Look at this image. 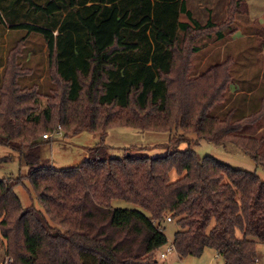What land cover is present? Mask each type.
I'll list each match as a JSON object with an SVG mask.
<instances>
[{
	"label": "trees",
	"instance_id": "1",
	"mask_svg": "<svg viewBox=\"0 0 264 264\" xmlns=\"http://www.w3.org/2000/svg\"><path fill=\"white\" fill-rule=\"evenodd\" d=\"M22 2L46 21L13 28L44 38L54 86L47 107L37 112V86L17 83L30 72L17 63L22 38L8 52L0 84V143L28 167L40 209L21 203L15 187L22 177L0 179V236L10 264H85V257L97 264H156L169 241L162 230L167 216L180 228L172 240L180 258L210 248L223 264H257V246L264 243V180L256 172L211 156L200 160L191 148L176 146L158 156L139 153L145 147L113 156L104 140L112 126L179 130L178 144L190 133L215 144L230 142L264 168V137L239 133L263 116L264 99L245 116L235 117L230 107L220 110L233 82L230 58L191 74L196 39L216 30L222 38L236 14L247 11L245 2L229 0L224 21L203 25L185 0ZM50 26H57V34ZM61 129L98 134L101 143L88 148L81 163L52 168L41 145ZM43 133L49 138L42 140ZM115 199L137 209L113 207Z\"/></svg>",
	"mask_w": 264,
	"mask_h": 264
},
{
	"label": "rangeland",
	"instance_id": "2",
	"mask_svg": "<svg viewBox=\"0 0 264 264\" xmlns=\"http://www.w3.org/2000/svg\"><path fill=\"white\" fill-rule=\"evenodd\" d=\"M35 1L38 3L46 2V0ZM65 12L66 8H63L61 15L63 16ZM184 18L186 17L182 15L181 19ZM45 21L46 18L42 13H35L33 9L29 8L28 3H24L22 0H0V84L4 77L8 52H12L23 38L24 46H21V53L16 54L17 63L30 72L19 76L17 83L20 87L37 86L40 93L38 99L40 107L37 112L47 107L48 97L51 95L54 86L49 76L46 42L38 33L27 34L25 29L13 27L20 22L44 24ZM50 27L53 28V33L57 34V26ZM235 30L236 25L233 22L222 30L224 32L222 38H216L217 30L211 32L209 36L198 37L195 41L198 51L192 57L191 74L197 75L207 67L230 58L231 65L229 68L233 82L230 84L227 101L220 105L222 107L220 110L230 107L233 109L235 117H241L254 113L260 108L264 99V54H259L264 46V39H262L264 29L256 30L260 34V39L255 40L245 36L246 38L242 40L232 42L235 38L232 35ZM177 35L182 38V31L179 30ZM242 90L250 91V94ZM216 109L214 108L211 113H215ZM59 131L57 135L55 133L49 139L50 141L41 145V157L44 163L52 168L61 169L81 163L87 157L88 148L101 143V137L95 133L82 131L79 134H65L63 129ZM180 133L179 130L165 132L112 126L107 130L104 140L113 156H121L127 148L138 151V149L145 147L139 153L149 156L162 155L166 153L167 149H172L175 146L183 150L191 148L200 160L204 156H211L231 167L256 172L264 180V168L257 167L252 158L239 146L230 142L215 144L191 133L186 135L188 140H183L178 144L177 139ZM239 133L247 136L264 137V114L254 123L244 126ZM41 139L46 140L48 138ZM6 156L8 160L0 162V179L9 178L12 181H17L18 177H22L23 184H18L15 187L21 203L23 206L34 205L40 209L34 192L26 179L28 167L20 159L19 153L0 143V158ZM170 177L171 180L178 177L175 170L170 171ZM111 204L113 207L137 209V206L121 199H115ZM179 229L175 219L170 218V216H167L162 222L163 233L169 241L161 248V252L169 246L172 248L174 233ZM4 245V240L0 236V264H6L7 259H9L6 257ZM257 250L260 264H264V243L259 244ZM209 253H213L212 250L211 252L206 250L201 256L180 258L172 250L165 258H161V253H158L155 260L157 261L156 264H222L221 257L218 255L211 256L212 254ZM85 264L97 263L94 259L85 257Z\"/></svg>",
	"mask_w": 264,
	"mask_h": 264
},
{
	"label": "crops",
	"instance_id": "3",
	"mask_svg": "<svg viewBox=\"0 0 264 264\" xmlns=\"http://www.w3.org/2000/svg\"><path fill=\"white\" fill-rule=\"evenodd\" d=\"M185 1H186L185 3L186 8L191 12L192 17L202 25L207 23V21L209 20L212 21L213 23H220L224 21V19L226 18L229 0H185ZM242 1L245 2L244 5H246L247 11L238 12L235 16L234 24L236 25V30L232 34L235 37L232 42L242 40L246 38L245 36H247V38H253L255 40L260 39V34L257 33L256 30L264 29V0H242ZM262 39H264V37H262ZM263 51H264V46L259 51V54H264ZM261 76L262 73L260 75V79ZM244 92H248L250 94V91H244ZM206 250H210V252L212 250L213 253H209L210 255L212 254L211 256L217 255L213 249L206 248L205 251ZM223 263L224 261L222 259V264ZM257 264H260V260L257 262Z\"/></svg>",
	"mask_w": 264,
	"mask_h": 264
},
{
	"label": "built area",
	"instance_id": "4",
	"mask_svg": "<svg viewBox=\"0 0 264 264\" xmlns=\"http://www.w3.org/2000/svg\"><path fill=\"white\" fill-rule=\"evenodd\" d=\"M48 136H49L48 134H45V135H43V138H49ZM172 250H173V246H172V248L170 246L167 247L165 251L161 252V255H160L161 258H165L167 256V254L169 252H171ZM6 262H7V264H10L11 263V259H7Z\"/></svg>",
	"mask_w": 264,
	"mask_h": 264
},
{
	"label": "bare ground",
	"instance_id": "5",
	"mask_svg": "<svg viewBox=\"0 0 264 264\" xmlns=\"http://www.w3.org/2000/svg\"><path fill=\"white\" fill-rule=\"evenodd\" d=\"M173 250H174V248H173Z\"/></svg>",
	"mask_w": 264,
	"mask_h": 264
}]
</instances>
